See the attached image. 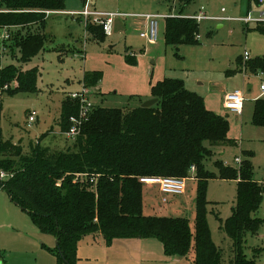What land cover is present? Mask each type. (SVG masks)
I'll list each match as a JSON object with an SVG mask.
<instances>
[{
    "label": "rangeland",
    "instance_id": "1",
    "mask_svg": "<svg viewBox=\"0 0 264 264\" xmlns=\"http://www.w3.org/2000/svg\"><path fill=\"white\" fill-rule=\"evenodd\" d=\"M190 4L197 10L203 6L210 18L198 22L196 43L179 45L165 43V18L170 14L165 0H97V3L89 4V10L126 15L114 18L111 34L101 40L87 33L83 23L75 21L82 20L76 19L77 15H48L44 27L41 26V33L46 36L42 50L26 62L22 61L19 50H7L8 54L0 58L1 66L36 70L33 89L12 91L18 84L16 80L15 86L12 83L10 90L0 94L3 138L21 147L23 153H28L37 141L52 149L64 147L69 139L60 134L61 104L70 92L82 90L85 76H88L85 87L93 104L120 109L141 105L152 95V85L159 80L181 79L186 89L202 97L208 110L229 121L230 142L212 146V155L204 161L206 170L218 176V162L238 169L235 158L241 157L250 161L253 179L263 178L264 126H256L252 114L255 99L264 96L259 89L264 83V75L252 73L247 68L243 53L248 51L251 58L264 55V32L258 29V26L264 28V24H245L239 18L248 13L257 18L264 7L256 0H193ZM65 8L81 11L83 1L65 0ZM145 14L165 16L158 19V34L153 43L140 37L145 31L144 23L132 17ZM94 76H97L96 81ZM233 90L242 91L244 97L240 113L224 108L223 95ZM32 111L36 117L29 123L28 116ZM205 145L209 146L208 142ZM194 176L191 172L187 174L183 195L166 196L168 202L165 203L161 201L157 186L143 185L141 196L142 206H147L145 215L186 217L193 235L197 196ZM235 185L232 179L216 177L207 182L205 191V217L211 239L222 252L223 263L233 257L231 241L222 223L230 215ZM255 215L262 222L256 233L247 235L245 253L254 264H264V193ZM82 240L88 247L80 250L82 261L76 260L75 264H174L162 258L163 253L155 247H151L149 256L141 261L134 258L120 262L109 256L106 261L99 262L97 260L103 256L96 235L84 236ZM115 242L113 246H116ZM153 242L158 246L160 241L154 239ZM113 248L109 249V255L138 257L135 244L128 243L126 253H117ZM256 249L260 250L259 254ZM192 251L193 243L189 256ZM58 262L54 235L39 231L29 215L11 202L0 186V264ZM179 264H190V258L182 257Z\"/></svg>",
    "mask_w": 264,
    "mask_h": 264
},
{
    "label": "trees",
    "instance_id": "2",
    "mask_svg": "<svg viewBox=\"0 0 264 264\" xmlns=\"http://www.w3.org/2000/svg\"><path fill=\"white\" fill-rule=\"evenodd\" d=\"M165 1L175 10L165 18V43H196L198 22L183 17L184 8L193 0ZM43 10L65 11V0H0V26L27 28L25 34L12 33L9 44L11 51H20L24 62L44 48ZM33 23L37 26L32 30L28 25ZM84 27L96 40L105 37L101 26L91 20ZM258 29L264 32L263 27ZM245 64L252 73L264 75V55ZM87 79H83L84 86ZM12 80L18 81L12 91L33 89L36 70L0 65V88ZM151 91L157 99L152 106L120 109L95 105L79 133L64 147L52 149L37 141L28 153L3 138L0 107V171L7 174L5 180L0 179V186L42 233L54 235L58 264H75L78 241L94 234L100 235L105 245L116 239L155 238L169 257L186 256L193 243V264H254L245 253L246 237L256 233L262 222L255 214L264 184L253 179L247 158L241 159L238 169L218 162V176L204 166L212 146L230 142L227 117L208 110L202 97L186 89L181 79L164 78L153 84ZM78 109V103L68 95L62 101V136L69 117L77 115ZM252 122L264 126V97L254 101ZM191 166H195L197 181L193 235L186 217L143 213L144 184L139 180L187 176ZM96 174L94 185L79 180L80 175L87 180ZM216 177L237 180L235 203L222 223L233 254L228 263L222 262V252L211 239L205 217L206 185Z\"/></svg>",
    "mask_w": 264,
    "mask_h": 264
},
{
    "label": "built area",
    "instance_id": "3",
    "mask_svg": "<svg viewBox=\"0 0 264 264\" xmlns=\"http://www.w3.org/2000/svg\"><path fill=\"white\" fill-rule=\"evenodd\" d=\"M89 0L85 1V5L83 9L79 12H71L72 15H80L82 16L84 22L87 20H91L92 23L101 26L103 33L105 36H109L112 31V24L114 18L118 15L113 12H100L95 10H89ZM258 4L264 5V0H258ZM224 10V9H222ZM47 17L52 13H61L55 12L51 10H43L42 11ZM174 14H170L169 16H173ZM136 18H144L147 22V27L144 32L140 33V37L147 40L149 43L155 42L158 34V19L164 18L165 16L160 14H145V15H137L134 16ZM168 17V16H166ZM183 17L191 18L199 22L200 20L210 18L208 17L205 12L203 6L200 7L199 11L195 14L191 15H184ZM218 19V18H217ZM240 21L244 22L245 24L248 23H263L264 24V9L260 11V16L257 18L252 17L250 14L245 15L244 17L239 18ZM12 26L4 25L0 26V58L3 54H8L7 50L9 48V43L12 39ZM198 39V36H196ZM250 54L248 51H244L243 59L244 61L250 59ZM14 83L16 85L17 81L13 80L11 83H6L0 88V94L4 90H8L10 86ZM259 89L262 94H264V83L262 82L259 86ZM91 94L88 92L85 86L82 87V90L79 92H70L68 94L69 98L75 100L78 105V114L69 117V127L68 129L63 132L64 136L67 139H73L79 133L81 128V123L83 120L89 116L90 112L94 108L95 104H93L89 96ZM224 100V108L228 111L240 113L242 110L244 97L242 91L240 90H233L230 93H226L223 95ZM36 117V113L34 111L29 113L28 122H34ZM235 161L239 163L241 161L240 157H236ZM194 166L190 167L191 173H194ZM7 174L3 171H0V179H5ZM96 176H91L86 180L84 175H80V182H87L91 185H94L97 182ZM140 182L146 185H155L158 187L160 193L162 194L161 201L162 203L167 202L168 195H180L185 190V180L186 176H164V177H153V178H139ZM258 183L264 184V178L260 180ZM90 186V185H89Z\"/></svg>",
    "mask_w": 264,
    "mask_h": 264
},
{
    "label": "crops",
    "instance_id": "4",
    "mask_svg": "<svg viewBox=\"0 0 264 264\" xmlns=\"http://www.w3.org/2000/svg\"><path fill=\"white\" fill-rule=\"evenodd\" d=\"M83 1V7H84V5H85V1L86 0H82ZM256 2L258 3V1L256 0ZM95 3H97V0H89V3L88 4H95ZM167 5H168V8H169V13L170 14H173V13H175V10L172 8V5H169L168 3H167ZM260 5V4H259ZM261 6H263L264 7V5H261ZM200 9V8H199ZM199 9L197 10V9H192L191 8V4H189L188 6H186L185 8H184V10H183V14L184 15H191V14H195V13H197L198 11H199ZM96 11H98V10H96ZM223 11V10H222ZM71 12H79V11H75V10H67L66 8H65V11H62L61 13H59V14H65V13H71ZM100 12H107V11H100ZM205 12V11H204ZM113 13H116V14H118L116 17H126V15L125 14H122V13H117V12H113ZM169 14V15H170ZM249 14V13H248ZM77 17H80L82 20H75L77 23H83V25L85 26V22H84V20H83V18H82V16H80V15H77L76 16V19H77ZM115 17V18H116ZM132 17H134V16H132ZM47 17H45V19H46ZM141 19H143V20H141ZM208 19V18H207ZM136 21H140V22H143L144 23V26H145V29H146V27H147V22H146V20L144 19V18H137V20ZM113 22H114V20H113ZM28 26H30V28L33 30V28H35L37 25L36 24H31V25H28ZM85 28V27H84ZM26 27L25 26H12V28H11V31H12V33L13 34H15V33H17L16 31H19L21 34H25V32H26ZM12 34V35H13ZM10 44V43H9ZM8 50L11 52V49H9L8 48ZM16 51V50H15ZM13 53H11L10 55H12ZM21 70H26V69H22L21 68ZM152 96H150L149 97V99L151 98ZM264 96H261V97H258V98H263ZM257 99V98H256ZM255 99V100H256ZM244 103V102H243ZM242 108H243V106H242ZM241 158V157H240ZM194 168H195V166H194ZM195 170V169H194ZM189 172H191L190 171V169H189V171H188V173ZM194 174H195V171H194ZM264 178V177H263ZM263 178H261V179H258V180H256L257 182H259L260 180H262ZM235 181V183L237 184V180H234ZM144 185H146V184H144ZM157 190L159 191V189H158V187H157ZM235 191H236V185H235ZM184 192H185V190H184ZM183 192V193H184ZM183 193L182 194H180V195H176V197H179V196H181V195H183ZM159 194L161 195V198H162V194L160 193V191H159ZM169 196V195H168ZM172 196H175V195H172ZM8 198H9V196H8ZM10 199V198H9ZM11 201V200H10ZM12 202V201H11ZM167 202H168V200H167ZM234 203H235V200H234ZM234 203H233V205H234ZM233 205H232V207H233ZM17 206V205H16ZM18 207V206H17ZM19 208V207H18ZM145 209H147V206H144L143 205V213L145 214L146 213V211H145ZM21 211H23L22 209H21ZM27 213V212H26ZM28 214V213H27ZM230 214H231V211H230ZM29 215V214H28ZM157 216V215H156ZM159 216V215H158ZM166 216H168V215H166ZM170 216V215H169ZM30 217V216H29ZM183 217V216H182ZM31 219V218H30ZM223 221H221V223H222ZM34 224V223H33ZM35 225V224H34ZM37 227V226H36ZM40 231V230H39ZM91 235H87L86 237H90ZM96 237L98 238V244L97 245H99V250L100 251H102V254H101V256H103L101 259H100V257H99V259L97 260V261H99V262H103L104 260L106 261V257L107 258H109V256H110V258H112V257H116V259H114L115 261H125V260H127V259H130V260H134V258H136V260H138V261H141V260H143V258H146L147 256H149V253H148V251H149V249L151 248V247H155V248H157L159 251H161L163 254L161 255V257L162 258H164V259H166V261L167 262H172V263H174V264H179V261L182 259V257H178V256H165L164 255V252H163V247H162V244L159 242V244H158V246H157V244H155L153 241H154V239L155 238H146V239H142V238H128V239H116V240H114V241H117V242H115V243H117V244H115L116 246H113L114 245V241L112 242V244H110V245H105L104 246V242H103V240H102V238L100 237V235H97L96 234ZM123 240H125L126 242H123ZM83 240L82 239H80L79 241H78V244H77V250H76V254H77V260L78 261H82L81 260V258H82V256L80 257V255H81V252H80V250H82L83 248H86V247H88L87 245H85L83 242H82ZM97 241V240H96ZM128 243H132V244H135V247L136 248H138L137 250V252H136V254L138 255V257H132V256H128V257H126V256H122V257H120L121 255H117V254H115V255H109V253L111 252L109 249L110 248H112V247H114L113 249L114 250H117L118 252L117 253H126V251H127V249H128ZM109 250V251H108ZM100 254V253H99ZM133 254H135V252L133 253ZM136 255V256H137ZM79 256V257H78ZM187 257H189L190 258V264H192V258L194 259V252L192 251V253L190 254V256H189V252H188V254L186 255ZM186 256H184V257H186ZM77 261V262H78ZM149 261V260H148ZM151 261V260H150Z\"/></svg>",
    "mask_w": 264,
    "mask_h": 264
},
{
    "label": "water",
    "instance_id": "5",
    "mask_svg": "<svg viewBox=\"0 0 264 264\" xmlns=\"http://www.w3.org/2000/svg\"><path fill=\"white\" fill-rule=\"evenodd\" d=\"M156 102H157V99H156V98H150V99L145 100V101L141 104V107H150V106H152L153 104H155Z\"/></svg>",
    "mask_w": 264,
    "mask_h": 264
}]
</instances>
